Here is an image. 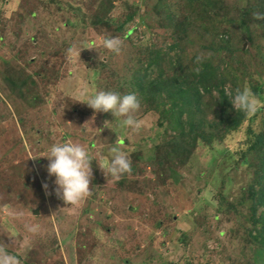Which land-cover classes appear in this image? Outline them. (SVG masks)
I'll list each match as a JSON object with an SVG mask.
<instances>
[{"label": "rangeland", "instance_id": "374dc122", "mask_svg": "<svg viewBox=\"0 0 264 264\" xmlns=\"http://www.w3.org/2000/svg\"><path fill=\"white\" fill-rule=\"evenodd\" d=\"M211 1H0V245L22 264H264V145L254 146L264 135V0ZM106 38L120 40L119 53ZM177 42L188 72L229 59L237 88L262 89L261 112L225 133L236 111L217 117L215 93L203 97L194 135L172 129L159 87L145 95L136 82L150 52ZM158 64L160 85L173 72ZM96 90L135 93L139 132L105 128L115 118L83 103ZM65 140L95 160L91 193L74 206L55 195L43 158ZM115 142L131 161L118 181L96 162Z\"/></svg>", "mask_w": 264, "mask_h": 264}, {"label": "clouds", "instance_id": "9594fccd", "mask_svg": "<svg viewBox=\"0 0 264 264\" xmlns=\"http://www.w3.org/2000/svg\"><path fill=\"white\" fill-rule=\"evenodd\" d=\"M257 18L264 19V16L258 14ZM104 47L114 53H119L121 42L117 38H106ZM82 96L85 101L83 103L94 113H110L115 118L114 122L105 121V128H109L112 124H119L125 131L139 132L141 121L136 118V114L141 104L135 93L121 94L113 90H96L91 94L82 93ZM230 103L236 112L252 116L257 112L260 101L245 86L235 90ZM43 158L48 160L46 169L48 175L55 178V195L65 204L77 205L91 193L92 162L95 160L84 145L72 140L55 143L48 147ZM96 162L104 174L111 176L115 181L131 171L128 154L118 146L117 142L108 146L107 155L102 162ZM44 188L47 190L48 185L45 184ZM25 229L28 233L37 231L36 226L31 224H25ZM0 264H22V259L19 255L10 252L7 246L0 245Z\"/></svg>", "mask_w": 264, "mask_h": 264}, {"label": "trees", "instance_id": "16d2710c", "mask_svg": "<svg viewBox=\"0 0 264 264\" xmlns=\"http://www.w3.org/2000/svg\"><path fill=\"white\" fill-rule=\"evenodd\" d=\"M1 1V0H0ZM194 3L197 0H192ZM209 4H213L211 0H207ZM205 0H201L199 2V6L204 5ZM190 13V12H189ZM33 16V12L30 13ZM135 18V17H134ZM132 16H129L125 19L121 29L124 28V24H130L134 19ZM250 19H245L244 22H247ZM180 22L173 25L172 27L176 29L180 25ZM264 27V24H262ZM181 29L184 28V25H180ZM129 30V29H128ZM132 30L128 31V35L130 36ZM184 45L180 43H173L172 45L166 47V50H157V52H150L148 61L146 60L145 69L142 81L141 78L137 80V86L143 85V81L146 82L145 95H147V88L158 86L159 90L156 95L157 104H160V110L162 114L170 115L169 119L171 121L170 127L172 129L179 128L182 131V134L185 137H191L194 135L195 130L204 126V121H200L199 123H192L193 119L198 115H201L202 107H203V97H208L216 93L215 99V107L220 108L221 111L217 114V117L222 118L223 115H226L230 110L235 111L232 108L230 103L231 96L235 93L237 86L235 83L230 81V78L235 77L233 73L234 67L230 64L229 59H225L221 61L217 65H215L213 59L208 61L204 60V64H196L195 68L191 71H185V66L181 62V58L184 53ZM232 57L235 58L238 56L237 51H232ZM231 57V58H232ZM198 61L197 59H195ZM162 61H167L169 65V70H172L173 74L166 79L165 77H161L162 83L158 84L157 79L152 78V73L155 72V68H157V64H162ZM158 64V67H159ZM196 70V71H195ZM141 73V71H139ZM161 74L163 72H160ZM153 79V80H152ZM235 79V78H234ZM142 83V84H141ZM256 96L258 98L262 96L260 95L262 89L257 88ZM165 93V96H161L162 93ZM253 93V92H252ZM260 97H259V95ZM215 97H213L214 100ZM162 103V104H161ZM155 108V107H154ZM261 107L258 109L257 113L261 112ZM229 114V113H228ZM195 115V116H194ZM231 115V122H225V133H230L232 130L235 131L240 128L241 124L246 120L247 115L243 112H235L234 115ZM174 128H173V125ZM198 137L204 138V135H198ZM204 142H211V139L207 138ZM261 147L264 145V135L256 139V143L254 146ZM260 196V205L264 206V186L260 188L258 191ZM256 240H260L261 235L258 234L254 236ZM264 246V241H263Z\"/></svg>", "mask_w": 264, "mask_h": 264}]
</instances>
